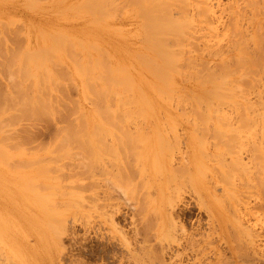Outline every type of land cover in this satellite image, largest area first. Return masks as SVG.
Returning <instances> with one entry per match:
<instances>
[{"label":"rangeland","instance_id":"rangeland-1","mask_svg":"<svg viewBox=\"0 0 264 264\" xmlns=\"http://www.w3.org/2000/svg\"><path fill=\"white\" fill-rule=\"evenodd\" d=\"M93 1L0 0V147L1 150L2 147H4V150H2L3 152L1 153L6 152V154H0V157L3 158L0 159V264H251V262L252 264H264V110L261 106L263 105L264 107V44L262 43L264 41V34L261 41L260 37H256L257 35H260L261 31L264 33V26H262L264 25V0H258L259 2L257 0H212V3L214 2L213 8L216 10L215 15L212 17L209 16L207 12L203 13L206 14V16H203V14H201L203 11L196 8V5L200 8L202 6V4L199 6V0L198 2H196L197 0H187L188 2L186 0H182L180 2L179 0H173V2L171 0H153L151 3V0H147V2L146 0H141L140 5H142L144 8L145 6L148 7L147 9L140 7L142 10H146V13L143 11L144 15L148 14L149 9L151 12V9L153 10V7L151 8V6L155 4V12H158V8L160 9H158L159 11L163 12L164 8L161 9L163 3L160 2L162 4H159V1H166L169 2L167 3L168 5H171V7H168L164 2L167 9L169 8L167 11L171 12V14L169 13L170 17L168 18L170 20H168V22L172 21L171 23H174V26L177 23V25H179L180 22H185L183 23L184 26H180L182 30H180V28L179 30L177 29L181 33L183 31L182 38H184L185 41L183 40L182 43H180L181 41L179 42V38L181 37L178 35V37L175 38L176 35H174V38L178 40V43L182 46L177 47V45H174V47L172 45L173 41L168 42L171 38H173L171 35L173 33L172 32L171 34L168 33V37H170V39L167 38L168 41L166 37L160 39L159 37H156L157 40L159 39V43L161 39H166L165 42H168H164V44H158V47L154 44V47L156 48H150L148 44L146 46L143 41H140L142 37L146 38V40H142L145 42L147 41V37L144 34L146 33L147 28L150 27V22L147 20L149 19V16L151 18L152 15L156 14L155 12H152V14L149 12L150 15L143 16L141 14L142 12L140 13V9L135 7L137 4H139L136 3L135 0L134 5L133 0H131L132 3L129 2L130 0H123V2L125 1L124 4L121 3L122 0H114L115 2L112 1L110 7H108V2H110V0H106L108 2L104 3V6H106H103L104 9H102V6H99L104 0ZM252 1L254 3L257 1L258 4H256V2L254 5L251 3ZM246 2L248 4H252V6L246 5ZM88 4L91 8L87 6ZM95 5L99 8L96 9ZM172 6L174 10H172ZM176 6L180 11L176 9ZM100 8L105 11L106 8L107 10H110L106 11V14L101 11ZM93 9L94 11L92 12ZM181 9L184 10L186 15L183 14V11L181 14ZM252 9H255L257 12ZM97 10L101 11L100 14L99 12L97 14ZM175 10L177 11L174 12ZM172 11L175 15H173ZM102 12L107 17H105ZM197 12L201 15H193L195 13L198 14ZM235 12H237V14ZM167 13L162 14L161 12H158L157 14L164 16V14ZM137 14L140 16L139 18L137 17ZM189 14L192 17H189ZM171 15L174 16L176 19L175 21L172 20ZM184 15H188L187 17L189 18L185 17V19L183 17ZM207 15L211 22L206 20L208 18ZM146 16H148V18H146ZM232 16L233 18H231ZM153 18L160 20V16L158 18V15L157 17L154 16L151 19ZM203 18H205L204 20L208 22L206 23ZM157 19L155 21L152 20L151 23L154 25L156 23H166L165 26L162 25L163 28L160 27L161 25H155L157 26L155 27L157 32L162 28L161 31L164 29L162 33L165 32L164 35L167 36L165 29H168V27H170V29H175L171 28L172 24L169 26L166 21L163 20L157 22ZM201 20H203V22ZM145 22H148L146 23L147 28H144L145 31H142L143 27H145ZM255 23L258 24L256 25ZM187 24H190L191 27ZM208 24H210V26ZM199 26L202 30L196 31V29H200ZM255 26H258V30L255 28ZM259 27H261V29ZM155 28L153 29L156 30ZM188 28H195V30L191 29V31ZM229 28H232V32L238 33V35L236 34L235 36L234 33H231ZM184 29L188 31V33L185 32ZM255 29L259 32L255 33ZM150 31L151 32L149 33L152 34V29ZM245 31L249 33L251 39ZM181 33L178 32L180 36ZM213 33L215 35H213ZM140 34H144V36ZM232 34L233 38H231ZM192 35L193 37L191 38ZM199 36L201 38H198ZM56 37L58 41L55 40ZM174 38L173 40H175ZM237 38L243 40H241L242 45H235L237 41H240ZM246 38L250 40L248 41ZM255 38L257 43L260 42L258 44L261 47L257 46L259 47V50L255 45L257 44L254 41ZM231 40L232 42L237 40L234 43V46L237 47H235L236 50L234 49V46H232V49H234L233 51L228 50L233 44ZM66 41L68 42L66 43ZM189 41H193L195 43L198 42L196 44L198 48L195 46V49H199L198 52H195V50L192 48V45H189ZM250 41L251 43H249ZM93 44H95L97 47L93 46ZM243 44L244 46L246 45L245 49H243V52L246 50V53L244 54L242 51H240L243 48ZM159 45H167L170 47L169 49H167L168 47L166 49L164 48L166 52H170L169 50L173 51L174 49L175 51L178 50L183 52V54L181 53L180 55V53L177 51L179 56L177 55L176 57L174 56L177 54L175 51L173 55L170 54V57L174 56L172 58L173 60H176L175 58H177V64H173V60L170 58L174 68L177 69V72H175V69V71H172L173 68L170 69V67L173 66L171 63H169L171 66L169 64L167 65L162 63V58H159L161 56L160 54L155 55V52L153 53V50L155 49L161 51ZM143 46L146 47L142 50L141 48H143ZM146 48L148 50H146ZM139 50L141 52L145 50L143 53L147 54V57L144 54L147 60L149 59L148 57H150V59H155L156 63L164 69L162 72H169H167V75L169 74L170 76L164 75L166 78L164 77L165 80L163 78L165 83H167L166 85H169H165L166 89L162 88L164 87L162 86L164 83L159 81L162 79L163 75L161 77V74H159L157 77L156 75L158 74H156L154 77L152 73V75L150 73L148 74L149 67L147 68L145 64L151 67L150 64L152 61L149 59L151 61L150 64L147 61L146 63H143L144 65L141 64L143 58L139 57L143 56H139V54H142L141 52L138 53ZM158 50H156V52L160 53ZM185 50L190 51L189 53L184 54ZM217 50L220 51V55L217 54ZM257 50L261 51L262 54L258 53ZM251 52L252 54L254 52L256 55H250ZM161 53H163V47ZM214 53L219 56L217 57L214 55ZM247 53L250 56H247ZM136 54L138 55L136 56ZM150 54L153 57H151ZM211 54L215 57L213 58ZM43 55L45 56L43 57ZM75 55L76 58H74ZM206 55H210L209 58ZM233 56L236 58L237 62L234 61L236 63L240 61L239 58H241V56L244 58L246 57V60L241 58L243 62L245 61L244 65L240 66L242 62H239V65L235 63L237 65L235 67V65L231 62L234 60V58L230 61V58ZM257 56H259V58H257ZM137 57L138 62L141 61L140 65L137 63ZM184 57L188 60L191 58L190 61L193 60L195 64L185 60ZM253 58L256 62L262 60L261 62H263V65L257 63L258 66L260 65L257 68V66H255L256 62L254 63L253 61L252 62L254 65H250L249 59L253 60ZM31 59L32 61H30ZM104 59L108 60L104 61ZM7 60L11 62H8ZM224 60H226V64H228V69L230 72L228 74L231 75H225V77L227 76L224 78L225 81H236V79H238V81L243 83L244 86L247 83H250V85L253 87V84L255 83L257 88H252L253 90L251 89V86H249L250 89H248L249 87L246 86V88H243L244 86L242 87L241 83L236 81L237 83L234 82L236 83L235 85L234 83L230 82H224L227 83V85L223 84L224 88L230 89L231 87H234L236 89L233 90L235 93L232 92L233 94H230L231 90H224V88L221 86V81H223V79L220 80L219 76H215L217 74H215V72H218V68H216V71L213 69L218 63V65H223ZM187 61L191 66L195 67H187L186 64L185 66L183 62L188 63ZM199 62H205L206 68L209 66V70L213 69L212 71L208 70L209 73L212 72L210 74H213V71H215L213 76L210 75L212 78L214 76L216 77L215 81L212 80L210 76L207 77L208 79L206 78L205 75L208 71H206V68H203V65H201L203 63L198 65ZM9 63H11V65ZM7 64H9V66ZM226 64L224 63V67ZM165 65L170 67H165ZM115 67L117 68L115 69ZM184 67L186 68L184 69ZM122 68L124 69V72ZM226 68L227 65L224 68V71H226ZM234 68H236V72ZM198 69H201L200 72H198ZM119 70L121 72H119ZM44 71L45 74H43ZM224 71L220 72L219 70V73L223 74L222 77H224ZM259 71L262 75H260ZM174 72L176 74H174ZM196 72L198 74H196ZM233 72L234 75L232 74ZM122 73H126L127 76L132 74L129 77L134 78V80L128 78L129 81L131 80L132 84L135 79H140L136 80L137 83L134 85L130 84L129 81V83L125 82L127 83V86L128 84L131 85L128 86L130 87V92L129 90H126V85L122 84L123 82L119 84L117 82L119 81L118 76L121 78L123 77ZM149 75L153 76L155 79L157 77L158 80L156 79V83L163 84H157L156 86V83H153L155 82V79H152V77ZM114 77H117V80ZM167 77L171 80L169 79V81H166ZM217 77L219 78L217 79ZM123 78L125 79L126 76ZM209 78L212 82L209 80ZM256 79H259V81H256ZM126 80L127 79H125V81ZM139 81L141 83H139ZM172 81L175 83V85H173ZM169 82L172 84L170 85ZM116 83L118 86H116ZM138 83L139 85L142 84L140 85L141 87H144H138ZM150 83L154 84L156 87H161V91L159 93H161L163 89L162 93L169 95L164 96L165 94H163L162 98L159 96L160 99L158 96L155 97V95L158 94V90H155L157 91L155 92L153 88L156 89V87L152 85V88ZM229 83L233 86L228 85ZM120 84L123 86L121 85L120 87ZM15 85L17 86L15 87ZM124 85L126 89L122 88ZM135 85H137L136 87L138 88H136ZM218 86H221L222 89H220ZM167 87L170 88L172 93ZM171 87L176 88L172 90ZM204 87L205 89H209L212 93L215 92L213 91L215 88L220 92H226L231 96L234 94L237 95H234V98H230L231 96L228 95V98L225 99V96L227 95L226 93V95L221 96L223 97L221 98L219 95L217 96L218 93L215 94L216 96H214L209 92V90H205V93H203ZM238 87H241V89H244L243 91L246 92L249 90V92H245L246 95H244L245 93H243V91H241ZM143 88L146 91V93L143 92L144 96L141 95L142 91H144ZM122 89L123 91L120 92ZM133 89H142V91L135 93ZM237 89H239L241 92H239V90L237 91ZM164 90L166 92L168 90L171 94L168 92L166 93ZM174 90L178 98L173 92ZM11 92H14V94ZM147 93V98L150 100L145 98ZM209 93L214 97L210 96ZM132 94L134 96H131ZM186 94L190 98L186 96ZM239 94L240 96L242 95L241 97L243 98H236L239 96ZM120 95L122 96V100ZM170 95L172 97H170ZM258 95L260 96L258 97ZM23 96L24 98H22ZM124 97L127 101L126 103L128 104L123 103V101H125ZM165 97L167 99L170 97L171 99L167 100ZM131 98H133L132 106V102L130 101ZM134 98L138 100V103L134 102L136 101ZM197 98H200V100ZM208 98L214 101V105L213 102L209 101L214 107L211 106V104L210 106L214 110L216 109L220 111H217L216 113H213L214 111L212 112L214 114V118L216 116H222L220 117L222 120L217 117L220 122L218 120L216 122V118L214 120L213 114H211L212 108L208 106ZM219 98L223 99V103L227 101L226 104L230 106H219V104L222 105L221 102L218 103ZM118 99L121 100L123 104ZM186 99L189 100L185 101ZM21 100L22 102H20ZM141 100L143 102H141ZM145 100H149L148 103L150 106L147 105L148 103L145 102ZM195 101H197L198 104ZM199 101H202L201 103H205V105L199 103ZM232 101H236L237 103H233ZM135 103L137 105L134 106ZM256 103H258L256 105H259L258 107L255 106ZM250 104L252 107H249L251 106ZM122 105L124 106L123 108ZM138 105L143 108H140L141 110H148L147 114H145V118H143L144 116L142 117L139 115H137V118V116H134V114L128 117L121 115L122 109L128 111L130 109V111H133L136 110L137 107L139 108ZM215 105L218 107L216 106V108ZM151 106H154V109ZM193 107H195L196 110ZM207 107L210 108L207 109ZM231 107L233 109H231ZM240 107L244 110H240ZM246 107H249V109L251 108L248 110L249 112L245 110ZM193 109L195 112L197 111V113L202 110L204 113L202 111L201 112L206 115L207 118L208 116L211 118L207 119L209 123L207 122L206 126L205 123H202V121L206 122V120L199 118V116H202V114L198 116L199 120L196 119L197 114H194L195 112H193ZM254 109H256L257 112H255ZM241 111L244 113L243 118H246L247 120L244 119L246 121L239 120V118L241 119L243 116L242 115L239 117ZM150 113H152L153 116H151ZM148 114L150 115V121L149 117H147ZM129 117H131V119H128ZM139 117L143 119L140 120ZM161 118L164 119L163 122ZM201 118H204V116ZM119 119H121V121H119ZM239 121H243V125L247 124V127L249 126L248 128H251L249 130L246 127L243 128L244 126L240 124L241 122L239 123ZM90 122L95 124H91ZM225 122H228L229 126L231 125V127H229ZM223 123L226 125L222 126ZM89 125L91 127L97 125L99 127L95 126L94 128H100L102 130H94L93 133V129H90L93 134H91V137L90 135L87 136L85 127ZM134 125H136L137 129H139L137 130L136 126ZM229 128H234L237 130ZM123 129H127V131L124 133L122 132ZM154 129L157 130L156 138L159 136L160 139V135H162L160 141L162 142V145L164 141L163 146L160 145L159 139V145H152L154 142H156V138H154L156 135ZM3 131H5L6 134ZM234 131L237 133L235 134L237 135V140L239 139L238 143H235V145L237 144V146H240L238 149H234L233 147L236 146L234 143L230 142L233 140L231 138L235 137L233 136ZM64 133L66 136H64ZM141 133H143V135ZM7 136L9 139L14 138L13 140L18 141V143L10 140L12 143H15V146H8L12 143L7 140ZM142 136L145 140L150 139L149 142L152 143L149 144H151V148L153 147L155 150L159 149L161 146L164 147L163 150H165L162 151L166 153L169 145L170 153H174L172 154V160L170 161L171 166L167 163L169 158L165 157L170 155L169 149L166 155H164L165 153L163 154V152L160 150L158 152H162L161 154L165 157L164 162L166 164L165 169H163V167L160 169L161 162L159 157L161 156L162 158V155H158V150L155 152L157 154L156 155L154 153L155 150L152 151L153 148L149 149L150 145L146 144L148 141H143ZM230 136L232 137L230 138ZM173 138L176 140V142L178 141V144H176ZM226 138L229 139L231 146L234 145L232 150H229L231 149L229 147H224L226 144ZM76 139H78L77 141L80 142V146L78 145V142L75 141ZM85 140L88 143L94 145V158L88 156L86 144L83 142ZM124 141L127 144H125ZM168 141L169 143H175L172 146L178 145L173 147H176L174 151L172 147L170 148L171 144H169ZM233 141L235 142V140ZM2 142L3 144H1ZM60 143L61 145L63 144L66 150L64 147H58ZM123 144L126 146H123ZM252 144H254V146ZM128 145L129 147H127ZM255 145L258 148H256ZM81 146L84 148L82 147V149ZM158 146L159 148H157ZM141 149H143V151ZM121 150L124 153L121 154ZM233 150L235 152L238 150L237 154H233ZM254 150H257L259 153ZM202 151L205 152L206 156H203L205 155L204 153L202 155ZM104 152L110 154L105 153L102 155ZM197 152L200 157H197V160L199 162L201 160V162H197L199 163L197 167L193 165V169L189 171L187 170V172L190 174V178H193V182L191 180L189 181L190 178H187V175H185L187 172L182 171L181 167L184 169L182 161L186 162V157L187 159L189 157L192 158L191 154L193 153H195L193 157H196ZM231 152L232 154H229ZM146 153L148 154L146 155ZM126 154L129 155L127 156ZM153 154L155 155V160ZM218 154L220 155L221 159L219 158ZM181 155H183L185 160ZM237 155L245 164V166L242 168H245L248 172L246 170L239 171L236 168L233 169L234 166L232 167V165H230L233 163V156ZM258 155H261V157L259 158ZM151 156L152 158H149ZM156 156L158 157L157 159ZM152 159L154 164L152 163ZM221 160L223 162H221ZM227 161L230 162L228 163ZM73 164L74 166H72ZM124 165L127 167V169ZM153 165L155 166L153 167ZM221 165H224L225 167H222ZM229 165L232 167L230 169H233V172L229 171ZM255 165L260 168L259 171ZM156 166L158 168H156ZM173 166L178 168V170L172 168ZM91 167L94 169L89 171V169H92ZM134 167L136 171L133 170ZM158 169L160 170L158 171ZM171 169H174L176 174ZM176 170H180V172H177ZM184 170L186 171V169ZM224 170L232 174V176L227 172L226 175H224ZM171 171L174 173L172 172L173 174H171ZM183 172L185 173L184 175H182ZM199 172H202V174ZM85 173H87V175ZM173 175L177 177L175 178ZM228 176L231 178L229 179ZM77 178L79 179L77 180ZM256 178L259 179L262 187H258L259 183L257 182L259 181L255 180ZM221 180L224 183H221ZM254 180L257 183L256 185ZM142 181H144V183ZM139 183H143L142 186ZM236 195H238V197ZM171 196H174L175 198L172 199ZM231 196L236 201L233 198L231 199ZM234 206L237 207V213L243 215L240 217V224H238V221H235L236 218L231 217V214L235 213ZM227 209L228 212L231 213H228ZM168 214L171 218L168 216ZM233 216L236 217V214H233ZM168 224L171 227H169ZM177 226L179 228H177ZM247 227L251 229V231L249 230L250 232L245 230ZM165 228L170 231L171 229H174V232H170L171 234H174L172 235V237L174 236V240H171V237H169L171 242L169 241L168 237L166 238L165 234L163 235V233H166L164 231L166 230ZM249 234L254 237L251 236L252 238L250 239ZM234 237L237 238L235 239ZM190 243H192V245Z\"/></svg>","mask_w":264,"mask_h":264},{"label":"bare ground","instance_id":"bare-ground-1","mask_svg":"<svg viewBox=\"0 0 264 264\" xmlns=\"http://www.w3.org/2000/svg\"><path fill=\"white\" fill-rule=\"evenodd\" d=\"M90 1H91V0H90ZM92 1H93V0H92ZM97 1H98V0H97ZM105 1H106V0H104L103 2L100 1V2H102V4H100V5L98 4V5L103 7V6H104V3H107V2H108V1H106V2H105ZM112 1H114V0H110V2H108V7L111 6ZM135 1H136V3H139V4H137L138 7H137V6H135V7H136L137 9H138V8L140 9V13L142 12L141 14H142L143 16H145V15H150V13L152 14V12H155V10H156V9H154V8H155V5H156V4H155V5L151 6V8L153 7V10H154V11L151 9V12H150V9H149L148 14H145V15H144L143 11H145V13H146V10H142V9L140 8V7H142V5H140V4H141V0H139V1L135 0ZM135 1L133 0V2H134L133 5L135 4ZM152 1H153V0H151L150 3H151ZM171 1L173 2V0H171ZM176 1H177V0H176ZM180 1H182V0H179V2H180ZM186 1H187V0H186ZM195 1H196V0H195ZM257 1H258V0H257ZM257 1H255V3H256ZM93 2H94V1H93ZM93 2H92V3H93ZM100 2H99V3H100ZM114 2H115V1H114ZM124 2H125V1H124ZM124 2H123V0L121 1V3H123V4H124ZM127 2H128V1H127ZM129 2H131V0H130ZM146 2H147V0H146ZM160 2L163 3V6H162L161 9H163V8H164V9H163V12H162V11H159V10H160L159 8H158L159 10L157 9V11H158L159 13L161 12L162 14H163V13H167V12H168V13H167V14H164V16H163V15H161V14H157L158 12H157V13L155 12V13L158 15V18H159V16H160V20L156 18V19H157V22H159V21H163V20H164V21H166V22L169 24V26H170V24H172V23H171L172 21H169V22H170V23H169L168 20H170V19H169L168 17H170L169 15L171 14V12L167 11L169 8L167 9V7H166L165 4H164V2H165L166 4L169 3V2H166V1H159V4H162V3H160ZM172 2H171V3H172ZM187 2H188V1H187ZM196 2H198V0H197ZM200 2H201V3H200ZM258 2H259V1H258ZM258 2H257L256 4H258ZM261 2H262V1H261ZM5 3H6V2H5ZM29 3H30V2H29ZM92 3H91V4H92ZM109 3H110V4H109ZM131 3H132V2H131ZM131 3H130V4H131ZM156 3H157V2H156ZM183 3H184V2H183ZM213 3H214V2H213ZM213 3H212V0H202V1L199 0V6H200V4H202V6H201V8H200V7H198V6L196 5V8H198V9L201 10V11H203L201 14L207 12L208 15L212 17V16H214L215 13H216V12H215L216 10H214V8H213ZM244 3H245V2H244ZM246 3H247V2H246ZM251 3H253V4L255 5V3H254L253 1H252ZM262 3H263V2H262ZM95 4H96V3H95ZM114 4H115V3H114ZM114 4H113V5H114ZM172 4H173V3H172ZM184 4H186V3H184ZM189 4H190V3H189ZM75 5H76V4H75ZM105 5H106V4H105ZM192 5H193V4H192ZM246 5H251V6H252V4H248V3H247ZM254 5H253V6H254ZM87 6L90 7L89 4H88ZM122 6H124V5H122ZM143 6H144V5H143ZM149 6H150V5H149ZM164 6H165L166 8H165ZM167 6H168V7H171V5H168V4H167ZM189 6H190V5H189ZM233 6H234V5H233ZM257 6H258V5H257ZM27 7H28V6H27ZM80 7H81V6H80ZM95 7H96V9L99 8V7L96 6V5H95ZM104 7H106V6H104ZM104 7H103L102 9H104ZM158 7H161V6H158ZM228 7H229V6H228ZM228 7H227V8H228ZM234 7H235V6H234ZM90 8H91V7H90ZM93 8H94V7H93ZM113 8H114V7H113ZM142 8H144V7H142ZM147 8H148V7L145 6L144 9H147ZM156 8H157V7H156ZM227 8H226V9H227ZM261 8H262V7H261ZM263 8H264V6H263ZM263 8H262V9H263ZM102 9L100 8V10L103 11L104 13H106V14H107L106 11H109V10H110V9L107 10V8H106V11H105V10H102ZM165 9H166V12H165ZM176 9H178L177 6H176ZM182 9H183V8H182ZM182 9H181V14L184 12V10H182ZM229 9H230V7H229ZM258 9H259V8H258ZM70 10H71V9H70ZM89 10H90V9H89ZM89 10H88V11H89ZM100 10H97V14H98V12H99V14H100V12H101ZM111 10H112V9H111ZM172 10H174V9H173V6H172ZM252 10H255V9H252ZM93 11H94V9L92 10V12H93ZM95 11H96V10H95ZM176 11H177V10H175L174 12H176ZM178 11H180V10L178 9ZM182 11H183V12H182ZM191 11H192V10H191ZM191 11H190V12H191ZM249 11H250V10H249ZM255 11H256V10H255ZM258 11H259V10H258ZM90 12H91V11H90ZM92 12H91V13H92ZM103 12H102V13H103ZM137 12H138V11H137ZM149 12H150V13H149ZM172 12H173V11H172ZM174 12H173V15H175ZM195 12H196V11H195ZM256 12H257V11H256ZM95 13H96V12H95ZM104 13H103V14H104ZM169 13H170V14H169ZM197 13H198V12H197ZM223 13H224V12H223ZM235 13L237 14V12H235ZM247 13H248V12H247ZM262 13H263V12H262ZM138 14H139V12H138ZM138 14H137V17L139 18L140 16H138ZM141 14H140V15H141ZM156 14L152 15V17H154V16L157 17ZM181 14H179V15H181ZM183 14H185V12H184ZM201 14H199V13L196 14V13H195V14H193V15L197 16V15H201ZM228 14H229V13H228ZM249 14H250V12H249ZM252 14H253V13H252ZM259 14H260V13H259ZM101 15H102V14H101ZM101 15H100V16H101ZM104 15H105V14H104ZM104 15H103V16H104ZM166 15H167V16H166ZM173 15H171V18H172V20L175 21L176 19L174 18ZM176 15H177V13H176ZM185 15H186V14H185ZM185 15L183 16L184 18L188 16V15H187V16H185ZM204 15L206 16V14H203V16H204ZM208 15H207V17H208ZM181 16H182V15H181ZM190 16H191V15L189 14V17H190ZM195 16H194V17H195ZM216 16H217V15H216ZM248 16H249V15H248ZM262 16H263V15H262ZM98 17H99V16H98ZM101 17H102V16H101ZM105 17H107V16L105 15ZM152 17H151V18H152ZM178 17H179V16H178ZM178 17H177V18H178ZM189 17H187V18H189ZM191 17H192V16H191ZM207 17H205V18H207ZM241 17H242V16H241ZM253 17H254V16H253ZM146 18H148V16H146ZM146 18H145V21H146ZM151 18H150V16H149V19L147 20L148 22H150V23H149V26H150V27L147 28L146 23H148V22H145V27H143V30H142V29H141V30H142V31H145L144 28H147V30H148V29H150V30L152 29V32H153L152 34H154V32H155V34H154L155 37H154V35H152L151 33H149V32H151L150 30H148V33H147V30H146V33H144V32H143V33H144L145 36L147 37V41L145 42L144 40H146V38L142 37V39H144V40L141 39V40H140L141 42L143 41V43H145L146 46H147V44H148L150 48H151V47H154V44L158 47V44H164V42H165V40H166L167 38L170 39V37H168V33L171 34L172 32H173V33L175 32L174 34L172 33L171 35L173 36V38H174V35H176L175 38L178 37V35H179V37H181V38H179V42L181 41L180 43H182V41L184 40V38H182V37H183V34H182L183 31H182V33H181V32L178 31V30H179V28H180V30H182L180 26H181V25L184 26L183 23H185V22H184L183 20H182L183 22H180L181 24L179 23V25H177V24H178V23H177V24H176L177 26H176V25L174 26V23L171 25V28H175V29H170V27H168V29H165L166 32H167V36H165V35H164L165 32L162 33L164 29H163L162 31H161V29L163 28L162 25L165 26L166 23H164V24H163V23H160V24H159V23H156L155 25L158 24V26L161 25L160 27H162V28L159 29L158 32H157V29L155 28V27H157V26H155L153 23H151L152 20L155 21L156 19H154V18L151 19ZM161 18H162V19H161ZM163 18H165V19H163ZM166 18H167V19H166ZM179 18H180V17H179ZM205 18H203V20H204ZM231 18H233V16H232ZM251 18H252V17H251ZM262 18H263V17H262ZM100 19H102V18H100ZM142 19H143V18H142ZM185 19H186V18H185ZM195 19H196V18H195ZM229 19H230V18H229ZM240 19H242V18H240ZM248 19H249V18H248ZM254 19H255V17H254ZM93 20H94V19H93ZM190 20L192 21L191 18H190ZM203 20H201V21L203 22ZM206 20L210 21L209 17H208ZM95 21H96V20H95ZM204 21H205V20H204ZM208 21H207V22H208ZM252 21H253V19H252ZM260 21H261V20H260ZM12 22H13V21H12ZM198 22H200V21H198ZM205 22H206V21H205ZM207 22H206V23H207ZM210 22H211V21H210ZM210 22H209V23H210ZM257 22H258V21H257ZM152 24H153V25H152ZM210 24H211V23H210ZM210 24H208V25L210 26ZM255 24L257 25L258 23H255ZM141 25H142V24H141ZM185 25H186V24H185ZM187 25L191 27L190 24H187ZM5 26H6V25H5ZM173 26H174V27H173ZM178 26H179V27H178ZM188 26H187V27H188ZM229 26H230V25H229ZM262 26H264V25H262ZM262 26H261V27H262ZM185 27H186V26H185ZM185 27H184V28H185ZM192 27H193V26H192ZM224 27H225V26H224ZM230 27H232V26H230ZM261 27H259V28L261 29ZM153 28H155L156 30H154ZM164 28H165V27H164ZM182 28H183V27H182ZM199 28H200V29H196V31H197V30H202L200 26H199ZM247 28H248V27H247ZM255 28H257V30H258V26H257V27L255 26ZM0 29H1V28H0ZM26 29H27V27H26ZM177 29H178V30H177ZM188 29H190V28H188ZM191 29H194V30H195V28H191ZM191 29H190V30H191ZM205 29H207V28H205ZM212 29H213V28H212ZM223 29H224V28H223ZM260 29H259V30H260ZM3 30H4V29H3ZM172 30H173V31H172ZM175 30H176V31H175ZM230 30H231V31H230ZM263 30H264V29H263ZM54 31H55V30H54ZM159 31H160V32H159ZM184 31L188 33V31H186L185 29H184ZM191 31H192V30H191ZM210 31H211V30H210ZM229 31H230L231 33H234V32H232V31H233L232 28H231V29L229 28ZM254 31H256V29H255ZM176 32H177V33H176ZM178 32L181 33V36H180V34H178ZM185 32H184V35H185ZM193 32H194V31H193ZM193 32H192V33H193ZM208 32H209V29H208ZM216 32H217V30H216ZM237 32H238V30H237ZM245 32H247V31H245ZM257 32H259V31H256L255 33H257ZM262 32H263V31H261V33H262ZM9 33H11V32H9ZM14 33H15V32H14ZM195 33H196V32H195ZM239 33H240V32H239ZM261 33H260L259 36H258V35H257V36L255 35L256 37H260V41H261L262 36H263V34H264V33H262V34H261ZM144 34H140V35H143V36H144ZM147 34H148V35H147ZM156 34H158V35H156ZM162 34H163V35H162ZM189 34H190V33H189ZM236 34L238 35V33H234L235 36H236ZM246 34L249 35L248 32H247ZM140 35H139V36H140ZM151 35H152V36H151ZM160 35H161V37H160ZM187 35H188V34H187ZM190 35H191V34H190ZM213 35H215V34L213 33ZM219 35H220V34H219ZM219 35H218V36H219ZM230 35H231V34H230ZM136 36H137V35H136ZM202 36H203V34H202ZM205 36H207V35H205ZM156 37H159V39H160V38H165V37H166V39H165V40H162V39H161V40H160V43H159V41H158L159 39L157 40ZM188 37H189V35H188ZM192 37H193V35L191 36V38H192ZM194 37H195V36H194ZM213 37H214V36H213ZM51 38L54 39L53 37H51ZM75 38H76V37H75ZM75 38H74V39H75ZM154 38H155V39H154ZM173 38H171L172 40L170 39L169 41H168V39H167V41H168V42L173 41V44H172L173 46H174V45H177V47L182 46V45H180V44L178 43V40H176V39L174 38V39L176 40V41H175V40H173ZM198 38H201V37L199 36ZM198 38H197V39H198ZM203 38H204V36H203ZM208 38H209V37H208ZM231 38H233V34H232ZM231 38H230V39H231ZM242 38H243V37H242ZM249 38L251 39L250 35H249ZM58 39H60V38H58ZM62 39H63V38H62ZM62 39H61V41H62ZM181 39H182V40H181ZM187 39H188V38H187ZM237 39L240 40V38H237ZM247 39H248V38H246V40H247ZM250 39H248V41H249ZM55 40H57V37H56ZM77 40H78V39H77ZM155 40H157L158 42L155 41ZM194 40H196V39H194ZM241 40H242V39H241ZM241 40H240V41H237V40H236V41L239 42V43H237L236 41H233V42H232V40H231V42H232L233 44L231 45V47H230L228 50H230V51H233L234 49L236 50V48H237L236 46H237V45H238V46H240L239 44L242 45ZM57 41H58V40H57ZM162 41H163V42H162ZM167 41H166V42H167ZM184 41H185V40H184ZM222 41H223V40H222ZM242 41H243V40H242ZM244 41H245V40H244ZM248 41H247V42H248ZM254 41H255V43H257V42H256V38H255ZM257 41H258V40H257ZM262 41H263V40H262ZM67 42H68V41H66V43H67ZM78 42H79V41H78ZM141 42H140V43H141ZM155 42H156L157 44H156ZM161 42H162V43H161ZM166 42H165V43H166ZM168 42H167V43H168ZM174 42H175V43H174ZM191 42H192V44H191ZM225 42H226V40H225ZM235 42H236V43H235ZM240 42H241V43H240ZM54 43H55V42H54ZM76 43H77V42H76ZM143 43H142V44H143ZM197 43H198V42H197ZM197 43H195V42H193V41H189V45H192V48L195 50V52H196V51H197V52L199 51V49H195L196 47L198 48V46H196ZM201 43H202V41H201ZM203 43H204V42H203ZM234 43H235L236 46H234ZM243 43H244V42H243ZM249 43H251V41H250ZM258 43H260V42H258ZM258 43L255 44L256 47H257V46H260ZM262 43L264 44V41H263ZM262 43H261V45H262ZM55 44H56V43H55ZM55 44H54V45H55ZM70 44H71V43H70ZM91 44H92V43H91ZM194 44H195V45H194ZM224 44H225V43H224ZM245 44H246V43H245ZM178 45H179V46H178ZM185 45H186V44H185ZM187 45H188V44H187ZM204 45H205V44H204ZM213 45H214V44H213ZM71 46H72V45H71ZM79 46H80V45H79ZM93 46H96V45L93 44ZM146 46H143V48H141V49L143 50ZM159 46H160V48H161V51H162V47H163V53H161V51L158 50V49H155V50L152 49V50H153V53L155 52V55H158V54L161 55V56L159 55V56H160L159 58H162L161 61H162V63H164V64H167V65H168L169 63L172 64V60H173L172 58H173L174 56H175V57H176L177 55L179 56V53H180V55H181V53L183 54V52L178 51V50L175 51V49H174L173 51L169 50V51L172 52V53H170V52H168V51L166 52V51L164 50V48L166 49V48L168 47L167 45H166V46H164V45H163V46H162V45H159ZM195 46H196V47H195ZM205 46H206V45H205ZM220 46H221V45H220ZM232 46H234V49H232ZM247 46H248V45H247ZM96 47H97V46H96ZM121 47H122V46H121ZM141 47H142V45H141ZM149 47H148V48H149ZM174 47H175V46H174ZM218 47H219V46H218ZM226 47H228V46H226ZM235 47H236V48H235ZM242 47H243V48H242ZM242 47H241L242 50H240V51L243 52V49H245L246 45L244 46V44H243ZM250 47H251V46H250ZM260 47H261V46H260ZM57 48H58V46H57ZM154 48H156V47H154ZM169 48H170V47H168L167 49H169ZM171 48H172V47H171ZM190 48H191V47H190ZM221 48H222V47H221ZM241 48H240V49H241ZM251 48H252V47H251ZM257 48H258V50H259V47H257ZM257 48H255V49H257ZM52 49H53V48H52ZM54 49H55V48H54ZM89 49H90V48H89ZM141 49H140V50H141ZM179 49H180V48H179ZM193 49H192V50H193ZM224 49H225V47H224ZM224 49H223V51H224ZM246 49H247V48H246ZM140 50H139V52H138V51H137V52L140 53V52H141ZM146 50H148V49L146 48ZM150 50H151V49H150ZM156 50H158V52L160 51V53H157ZM238 50H239V49H238ZM258 50H257V52L260 53V54H262L261 51H258ZM261 50H263V49H261ZM14 51H15V50H14ZM51 51H53V50H51ZM174 51H175V53H177V51H178L179 53H177V54L174 55L173 57H170V56H171L170 54L173 55ZM185 51H186V50H185ZM185 51H184V54H185V53H189L190 50H189V51L187 50L186 52H185ZM210 51H211V50H210ZM217 51H218V50H217ZM230 51H229V52H230ZM252 51H253V49H252ZM30 52H31V51H30ZM98 52H99V51H98ZM118 52H119V51H118ZM143 52H145V50H144ZM143 52H141L142 54H139V56H143V57H139V56H138V57H139V58H143V60H145V58L147 57V56H146L147 54H145V53H143ZM207 52H208V51H207ZM213 52H214V51H213ZM215 52H216V51H215ZM225 52L228 53L227 51H225ZM249 52H250V51H249ZM262 52H263V51H262ZM9 53H10V52H9ZM12 53H13V52H12ZM56 53H57V52H56ZM79 53H80V52H79ZM208 53H209V52H208ZM211 53H212V52H211ZM219 53H220V51L217 52V54H219ZM223 53H224V52H223ZM223 53H222V54H223ZM226 53H225V54H226ZM244 53H246V50L243 52V54H244ZM39 54H40V53H39ZM99 54H100V53H99ZM120 54H121V53H120ZM144 54H145L146 57L144 56ZM212 54H213V53H212ZM212 54H211V55H212ZM220 54H221V53H220ZM220 54H219V55H220ZM237 54H239V53H237ZM253 54H254V52H253ZM253 54H252V52L250 53V55H253ZM104 55H105V54H104ZM137 55H138V54H136V56H137ZM150 55H151V54H150ZM214 55H216V54L214 53ZM214 55H212L213 58L215 57ZM219 55H218V56H219ZM248 55H249V54L247 53V56H248ZM250 55H249V56H250ZM254 55H256V54H254ZM254 55H253V56H254ZM36 56H37V55H36ZM38 56H39V55H38ZM44 56H45V55H43V57H44ZM79 56H80V55H79ZM102 56H103V55H102ZM200 56H201V53H200ZM206 56H208V55H206ZM209 56H210V55H209ZM209 56H208V58H209ZM216 56H217V55H216ZM218 56H217V57H218ZM27 57H28V56H27ZM43 57H42V59H43ZM70 57H71V56H70ZM72 57H73V56H72ZM86 57H87V56H86ZM138 57H137L136 60H137V63L140 65V62H141V61L138 62ZM151 57H153V56L151 55ZM194 57H195V56H194ZM194 57H193V58H194ZM239 57H240V55H239ZM261 57H262V56H261ZM37 58H38V57H37ZM67 58H68V57H67ZM74 58H76V55H75ZM74 58H73V59H74ZM148 58L150 59V57H148ZM157 58H158V56H157ZM159 58H158V59H159ZM170 58H171L172 60H170ZM188 58H189V57H188ZM233 58H234V56H233L232 58H230V61H231V59L233 60ZM241 58L246 60V57L244 58L243 56H241ZM241 58H239V60H240L239 62H242L243 64L241 63V64H242V65H241L239 62H238V63L240 64V66H243L245 61L243 62V60H242ZM255 58H256V57H255ZM257 58H259V56H257ZM27 59H28V58H27ZM27 59H26V60H27ZM149 59L147 60V58H146L145 61H143V60L141 59V60H142L141 64L144 65L143 63H146V61L149 62V64H150V62L152 61L151 64H150L151 67H150L149 65L145 64L147 68L149 67V68H148V71H149V72H148V71H147V72H148V74H149V73H150V74L152 73V74L154 75V77H155L156 74H158V75H156L157 77L159 76V74H161V75H160L161 77H162V75H163L162 79L160 78L161 80H159V81L163 82L164 85H162L163 83H161V84L156 83V81L158 80L157 77H156V79H157V80H156L155 78H153V76H151L152 74L149 75V76H151L152 79H155V82H153V83H156V86H157V84H159V85L164 86V87H162L163 89H166V86H169V85H166L167 83H165V81H164L165 78H166V76H164V75H167V72H168V71H167L166 73H165V72H162L164 69L161 68V67L156 63V60H155V59H150V60H151V61H150ZM175 59L177 60V58H175ZM178 59H179V58H178ZM184 59H185V57H184ZM184 59H182V60H184ZM190 59H191V58H190ZM190 59L188 60V59L186 58L185 60L190 61ZM196 59H197V58H196ZM251 59H252V58H251ZM251 59H249V61H250V65H254L253 62L255 63L256 61H255L254 58H253V60H251ZM8 60H9V59H8ZM8 60H7V61H8ZM79 60H80V59H79ZM96 60H97V59H96ZM99 60H100V59H99ZM105 60H108V59H104V61H105ZM176 60H173V64H177ZM194 60H195V59H194ZM241 60H242V61H241ZM247 60H248V58H247ZM27 61H28V60H27ZM30 61H32V59H31ZM94 61H95V60H94ZM170 61H171V62H170ZM174 61H175V63H174ZM188 61H187V62H188ZM198 61H199V59H198ZM203 61H204V60H203ZM224 61H225V62H224ZM224 61H223V65H221V64L218 65L219 63L217 62V63H218L217 66H216L215 68H213L215 71H216V68H218V72H217V71H216V72L213 71V74H214V72H215V74L217 73L215 76H219V77H220V80L223 79V81H221V84H222V85L220 84L222 87L224 86L223 84H226V85H227V83H224V82L234 83V82L238 81V79H236V81H235V80H229V81H225V80H224V78L227 77V76L225 77V75H228V76L230 75V74H228V73H230V72H229V69H228V64H226V60H224ZM230 61H229V62H230ZM234 61H236V58H234V60L231 61L232 64H234L235 67H236V66H237L236 64H238V63H236L237 61H236V62H234ZM252 61H253V62H252ZM261 61H262V60H260L259 62H261ZM8 62H11V61H8ZM25 62H26V61H25ZM190 62H193V60L190 61ZM206 62H207V61H206ZM246 62H248V61H246ZM259 62L257 61L256 64L258 63V64H260V65H263V64H262L263 62H261V63H259ZM26 63H27V62H26ZM96 63H98V62H96ZM108 63H109V62H108ZM152 63H153V64H152ZM183 63H184V65L186 64L187 67H188V66H191L189 62H188L189 64H188V63H185V62H183ZM193 63H194V62H193ZM201 63H203V62H199L198 65L201 64ZM224 63L227 65V68H226L227 73H226V71H224V70H225L224 68L226 67V65H225V67H224ZM227 63H228V61H227ZM235 63H236V64H235ZM251 63H252V64H251ZM9 64L11 65V63H9ZM9 64H7V65L9 66ZM24 64H25V63H24ZM24 64H23V65H24ZM89 64H90V63H89ZM171 64H169V65L171 66ZM173 64H172V65H173ZM191 64H192V63H191ZM194 64H195V63H194ZM205 64H206L205 62H204L203 64H201V65H203V68H206ZM232 64H231V65H232ZM239 64H238V65H239ZM245 64H246V63H245ZM256 64H255V66H257V68H258L260 65L258 66V64H257V65H256ZM95 65H96V64H95ZM107 65H108V64H107ZM152 65H153V66H152ZM160 65H161V63H160ZM167 65H165V67H170V66H167ZM178 65H179V63H178ZM186 65H185V66H186ZM201 65H200V68H201ZM105 66H106V65H105ZM136 66H137V65H136ZM161 66H162V65H161ZM219 66H220V67H219ZM232 66H233V65H232ZM248 66H249V63H248ZM86 67H87V66H86ZM101 67H102V66H101ZM141 67H142V66H141ZM146 67H145V68H146ZM175 67H176V65H175ZM194 67H195V66H194ZM194 67L191 66V68H194ZM208 67H209V66H207L206 71L209 70ZM213 67H214V66H213ZM222 67H223V69H222ZM103 68H104V67H103ZM116 68H117V67H115V69H116ZM143 68H144V66H143ZM147 68H146V69H147ZM172 68H173V69H172ZM185 68H186V67H184V69H185ZM211 68H212V66H211ZM244 68H245V67H244ZM85 69H86V68H85ZM139 69H140V68H139ZM170 69H172V71H175V70H176L175 72H177V69L174 68V65L171 66ZM174 69H175V70H174ZM178 69H179V68H178ZM196 69H197V68H196ZM213 69H212V70H213ZM221 69H222V70H221ZM255 69H256V68H255ZM83 70H84V69H83ZM92 70H93V69H92ZM100 70H101V69H100ZM110 70H111V69H110ZM122 70H123V72H124V69H123V68H122ZM166 70H167V69H166ZM188 70H189V69H188ZM198 70H199L198 72H200L201 69H198ZM210 70H211V69H210ZM210 70H209V71H210ZM212 70H211V71H212ZM219 70H220V72H221V71H224V72H223V73H225V74H224V77H222V76H223L222 73H219ZM234 70H235V72L237 71L236 68H234ZM244 70H245V69H244ZM244 70H243V71H244ZM253 70H254V69H253ZM259 70H260V69H259ZM6 71H8V70H6ZM169 71H170V70H169ZM206 71H205V74H206ZM209 71L207 72L208 75H207V74H206V75L204 74V75L206 76V78L209 77L210 75L213 76V74H210V73H212V72L209 73ZM230 71H231V70H230ZM260 71H261V70H260ZM260 71H259V72H260ZM8 72H9V71H8ZM10 72H11V71H10ZM119 72H121V71L119 70ZM119 72H118V73H119ZM160 72H162L163 74L160 73ZM175 72H174V74H176ZM261 72H262V71H261ZM261 72H260V75H262ZM90 73H91V72H90ZM92 73H93V72H92ZM132 73H133V72H132ZM168 73H169V72H168ZM178 73H179V72H178ZM218 73H219L220 75H219ZM252 73H253V72H252ZM43 74H45V71H44ZM111 74H112V73H111ZM138 74H139V73H138ZM193 74H194V73H193ZM196 74H198V73L196 72ZM200 74H201V73H200ZM232 74L234 75V72H233ZM84 75H85V74H84ZM115 75H117V74H115ZM122 75H123V77L126 76L125 79H127V80L125 81V79H124L123 77L121 78L120 76H118V77H119V78H118L119 81H117V82H118V84L123 82L122 84H125L127 89L125 88V85H124V87H122V88H123V89H126V90H129V92H130L131 90H130V87H128V86H129L130 84H132V83H131V80H132V79L134 80V78L129 77V76L132 75V74H129V75L127 76L126 73H122ZM168 75H169V74H168ZM168 75H167V76H168ZM38 76H39V75H38ZM169 76H170V75H169ZM188 76H189V75H188ZM212 76H210V77L212 78ZM215 76L212 78V80H214V81L216 80V77H215ZM230 76H231V75H230ZM255 76H256V75H255ZM13 77H14V75H13ZM19 77H20V74H19ZM135 77H137V76H135ZM164 77H165V78H164ZM173 77H174V76H173ZM197 77H198V76H197ZM219 77H217V79H218ZM258 77H259V76H258ZM23 78H24V77H23ZM70 78H71V76H70ZM114 78H115V77H114ZM116 78H117V77H116ZM116 78H115V79H116ZM120 78H121L123 81H122ZM128 78H130L131 80L129 81ZM163 78H164V80H163ZM203 78H205V77H203ZM230 78H231V77H230ZM85 79H86V78H85ZM150 79H151V78H150ZM167 79H168V77H167ZM167 79H166V81H169L170 78H169L168 80H167ZM207 79H208V78H207ZM207 79H206V80H207ZM9 80H10V79H9ZM20 80H21V79H20ZM116 80H117V79H116ZM136 80H140V79H135V81H133V84H132V85H134V84L137 83ZM170 80H171V79H170ZM173 80H174V79H173ZM209 80H210V78H209ZM209 80H208V81H209ZM239 80H240V79H239ZM251 80H255V79H251ZM257 80L259 81V79H256V81H257ZM100 81H101V80H100ZM128 81L130 82V84H128V86H127V83H129ZM151 81H152V80H151ZM151 81H150V82H151ZM201 81H202V80H201ZM208 81H207V82H208ZM210 81H211V80H210ZM125 82H127V83H125ZM145 82H146V80H145ZM170 82H171V81H170ZM170 82H169V84H170ZM211 82H212V81H211ZM239 82H240V81H238V83H239ZM248 82H249V81H248ZM139 83H141V82L139 81ZM139 83H138V87H139L140 85H142V84L139 85ZM151 83H152V82H151ZM151 83H150V85H151V87H152V85H154V84H151ZM172 83H173V85H175V83H174L173 81H172ZM172 83H171V84H172ZM230 83H229L228 85H230ZM236 83H237V82H236ZM236 83H234V85H235ZM240 83H241V82H240ZM253 83H254V81H253ZM258 83H259V82H258ZM258 83H257V84H258ZM11 84H12V83H11ZM35 84H36V83H35ZM37 84H38V83H37ZM40 84H41V83H40ZM116 84H117V83H116ZM118 84H117L116 86H118ZM122 84H120V87H121ZM171 84H170V85H171ZM209 84H210V82H209ZM248 84H249V85H248ZM148 85H149V83H148ZM165 85H166V86H165ZM241 85H242V87L244 86L243 83H241ZM247 85H248V86H247ZM254 85H255V83L253 84V87H252V86L250 85V83H247L245 86H246V87L251 86V89H252V88H255V87H256V85H255V86H254ZM16 86H17V85H15V87H16ZM122 86H123V85H122ZM130 86H131V85H130ZM136 86H137V85H135V87H136ZM156 86L154 85V87H156ZM221 86H220V87L218 86V87H219L220 89H222ZM230 86H233V85L231 84ZM245 86H244L243 88H246ZM138 87H136V88H138ZM142 87H144V86H142ZM142 87L140 86V88H142ZM215 87H216V86H215ZM118 88H119V87H118ZM131 88H132V87H131ZM140 88H139V89H140ZM152 88H153V87H152ZM157 88H159V86L156 87V89L153 88L154 91H155V90H158V92L155 91V92L158 93V94L155 95V97H156V96H158V97L160 96V97L162 98V95L165 94V93H162V92H163V89H162V92L159 93V92L161 91V89H160L161 87H160L159 89H157ZM167 88H169V87H167ZM171 88H172V87H171ZM174 88H176V87H174ZM174 88H172V90H173ZM177 88H178V87H177ZM223 88H224V87H223ZM232 88H233V89H232ZM238 88H240L241 91L244 90V89H241V87H238ZM256 88H257V87H256ZM123 89L120 90V92L123 91ZM134 89H135V88H134ZM134 89H133V90H134ZM139 89H138V90L136 89L137 91L134 90V92H135V93H136V92L138 93L139 91L141 92L142 89H141V90H139ZM178 89H179V88H178ZM182 89H183V88H182ZM212 89H213V88H212ZM225 89H227V90H229V91L231 90V91H230V94L235 93L233 90H236L234 87H231L230 89H228V88H224V90H225ZM248 89H250V87H249ZM143 90H144V91H142V94H141V95H143V92L146 93V91H145L144 88H143ZM151 90H152V89H151ZM168 90L172 93V91L170 90V88H169ZM168 90H167V92L170 93ZM175 90H176V89H175ZM175 90L173 91L174 93H175ZM203 90H204L203 93H205V90L208 91L209 89H205V87H204ZM216 90H217V89H215V88L213 89V91H215V92H216ZM227 90H226V91H227ZM238 90H239V89H237V91H238ZM240 90H239V92H241ZM252 90H253V89H252ZM252 90H251V91H252ZM254 90H255V89H254ZM10 91H11V90H10ZM164 91H165V90H164ZM207 91H206V92H207ZM211 91H212V90H211ZM218 91H219V90H217L216 93H215V92L212 93V92H210V90H209V92L212 93L214 96H216L215 94H217V93H218L217 96L219 95V97H221V96H223V95L225 96V95L227 94L226 92H220V91L218 92ZM255 91H256V90H255ZM255 91H254V94H255ZM129 92H128V93H129ZM165 92H166V91H165ZM167 92H166V93H167ZM176 92H177V91H176ZM232 92H233V93H232ZM245 92H246V91H243V93H245ZM248 92H249V90H247L246 93H248ZM256 92H257V91H256ZM11 93H12V92H11ZM23 93H24V92H23ZM131 93H133V92H131ZM171 93H170V94H171ZM210 93H209V95H210ZM219 93H220V94L222 93V94L220 95ZM225 93H226V94H225ZM246 93H245L244 95H246ZM5 94H6V93H5ZM5 94H3V95H5ZM7 94H8V93H7ZM12 94H14V92H13ZM16 94H17V93H16ZM115 94H116V93H115ZM117 94H118V92H117ZM139 94H140V93H139ZM160 94H161V95H160ZM175 94H176V93H175ZM182 94H184V93H182ZM190 94H191V93H190ZM212 94H211L210 96H213ZM230 94H227V95L225 96V97H226L225 99L228 98V97H227L228 95L231 96ZM241 94H242V93H241ZM28 95H29V94H28ZM118 95H119V94H118ZM121 95H122V94H121ZM121 95H120V96H121ZM141 95H140V96H141ZM145 95H146V94H145ZM167 95H169V94H165L164 96H167ZM184 95H185V94H184ZM205 95H206V94H205ZM234 95H237V94H234ZM234 95H232L230 98H232V97L234 98ZM122 96H123V95H122ZM122 96L120 97L121 100H122ZM126 96H127V95H126ZM131 96H134V95L132 94ZM143 96H144V95H143ZM147 96H148V93H147V95L145 96V98H146V99H149V98H147ZM186 96H188V95L186 94ZM201 96H202V94H201ZM214 96H213V97H214ZM241 96H242V95H241ZM241 96H240V94H239V96H237V97L235 96V97H236V98H239V97H240V98H243V97H241ZM259 96H260V95H258V97H259ZM11 97H12V96H11ZM19 97H20V96H19ZM38 97H39V96H38ZM115 97H117V96H115ZM138 97H139V96H138ZM160 97H159V99H160ZM170 97H172V96L170 95ZM170 97H169V99H171ZM176 97H177V94H176ZM188 97H189V96H188ZM4 98H5V97H4ZM22 98H24V96H23ZM63 98H64V97H63ZM143 98H144V97H143ZM143 98H142V100H143ZM163 98H164V97H163ZM165 98H166V97H165ZM177 98H178V97H177ZM189 98H190V97H189ZM221 98H223V97H221ZM221 98H219V102H218V103L221 102L222 105L219 104V106H223V105L226 106V105H228V104H226L227 101H225V102L223 103V102H222L223 99H221ZM230 98H229V99H230ZM254 98H255V97H254ZM11 99H12V98H11ZM18 99H19V98H18ZM26 99H27V97H26ZM111 99H112V98H111ZM111 99H109V100H111ZM132 99H133V98L130 99V101L132 102V104L130 103L131 106L133 105V100H132ZM137 99H138V98H137ZM140 99H141V97H140ZM140 99H139V100H140ZM151 99H152V98H151ZM166 99H167V98H166ZM169 99H167V100H169ZM184 99H185V98H184ZM197 99H198V98H197ZM201 99H202V97H201ZM206 99H207V98H206ZM208 99H209V98H208ZM244 99H246V98H244ZM244 99H240V100H244ZM28 100H29V99H28ZM34 100H35V99H34ZM118 100H119V99H118ZM121 100H119V101L122 103ZM124 100H125V97H124ZM134 100H136V98H134ZM142 100H141V102H143ZM149 100H150V99H149ZM149 100H148V101H149ZM177 100H178V99H177ZM180 100H181V99H180ZM187 100H189V99H186L185 101H187ZM198 100H200V98H199ZM198 100H197V101H198ZM220 100H221V101H220ZM258 100H259V99H258ZM258 100H257V101H258ZM10 101H11V100H10ZM18 101H19V100H18ZM88 101H89V100H88ZM106 101H107V100H106ZM119 101H118V102H119ZM137 101H138V100H136V101H134V102H137ZM148 101L145 100V102H147V103H148ZM185 101H184V102H185ZM197 101H195V102L197 103ZM202 101H203V100H202ZM202 101H201V102H202ZM209 101H210V102H213V105H214V101H212V100H210V99L208 100V102H209ZM230 101H231V99H230ZM5 102H6V101H5ZM13 102H14V101H13ZM13 102H12V103H13ZM20 102H22V100H21ZM20 102H19V103H20ZM28 102H30V101H28ZM28 102H27V103H28ZM62 102H63V101H62ZM112 102H113V101H112ZM126 102H127L126 100L123 101V103H126ZM151 102H152V100H151ZM151 102H150V103H151ZM190 102H191V101H190ZM190 102H189V103H190ZM201 102L199 101V103H201ZM204 102H205V101H204ZM210 102H209V105H208V106H210V104H211ZM232 102H233V101H232ZM247 102H248V100H247ZM252 102H254V101H252ZM258 102H259V101H258ZM9 103H10V102H9ZM30 103H31V102H30ZM37 103H38V102H37ZM65 103H66V102H65ZM123 103H122V104H123ZM137 103H138V102H137ZM139 103H140V102H139ZM156 103H157V102H156ZM168 103H169V101H168ZM233 103H237V102L234 101ZM238 103H239V102H238ZM249 103H251V102H249ZM254 103H255V102H254ZM14 104H15V103H14ZM66 104H67V103H66ZM109 104H110V103H109ZM126 104H128V103H126ZM126 104H124V105H126ZM143 104H144V103H143ZM197 104H198V103H197ZM201 104H203V103H201ZM229 104H230V102H229ZM239 104H240V103H239ZM257 104H258V103H256L255 106H256ZM259 104H260V103H259ZM15 105H16V104H15ZM33 105H34V104H33ZM89 105H90V104H89ZM95 105H97V104H95ZM135 105H137V104L135 103L134 106H135ZM139 105H140V104H139ZM139 105H138V106H139ZM145 105H146V104H145ZM147 105H149V103H148ZM182 105H183V104H182ZM203 105H205V103H204ZM213 105L211 104V106H213ZM217 105H218V104H217ZM217 105H215V107H216ZM233 105H237V104H233ZM250 105H251V104H250ZM126 106H128V105H126ZM129 106H130V105H129ZM134 106H133V107H134ZM142 106H143V105H142ZM149 106H150V105H149ZM154 106H155V105H154ZM154 106H153V107H154ZM175 106H176V105H175ZM175 106H174V107H175ZM197 106H198V105H197ZM206 106H207V104H206ZM211 106H210V107H211ZM228 106H230V105H228ZM231 106H232V105H231ZM240 106H241V105H240ZM258 106H259V105H258ZM258 106H256V107H258ZM261 106H262V109L264 110L263 105H261ZM261 106H260V107H261ZM74 107H75V106H74ZM96 107H97V106H96ZM96 107H95V108H96ZM123 107H124V106L122 105V108H123ZM133 107H132V108H133ZM136 107H137V106H136ZM136 107H135V108H136ZM151 107H152V106H151ZM153 107H152V108H153ZM159 107H160V106H159ZM210 107H209V108H210ZM213 107H214V106H213ZM217 107H218V106H217ZM217 107H216V108H217ZM226 107H227V106H226ZM238 107H239V105H238ZM249 107H252V105L249 106ZM249 107H248V108L246 107L247 109L245 108V110H247V111L250 110L251 108L249 109ZM5 108H6V106H5ZM29 108H30V107H29ZM82 108H83V107H82ZM122 108H121V109H122ZM135 108H134V109H135ZM137 108H138V107H137ZM137 108H136V110H133V111H130V109H129V111H128V110H124V109H122L121 115H122V116H125V117H128V116H131V115L134 114V116H135V115H136V116L139 115V116H142V117L144 116L143 118H145V116H146L145 114H147V111H148V110H147V109L141 110V109H143L141 106H139L138 109H137ZM140 108H141V109H140ZM147 108H148V107H147ZM193 108H195V107H193ZM200 108H201V106H200ZM203 108H204V106H203ZM209 108L207 107V109H209ZM211 108H212V107H211ZM234 108H236V107H234ZM83 109H84V108H83ZM97 109H98V108H97ZM105 109H106V108H105ZM139 109H140V110H139ZM153 109H154V108H153ZM153 109H152V110H153ZM157 109H158V108H157ZM173 109H174V108H173ZM218 109H220V108H218ZM231 109H233V108L231 107ZM242 109H243V108H242ZM242 109H241V107H240V110H242ZM4 110H5V109H4ZM109 110H110V109H109ZM131 110H132V109H131ZM145 110H146V111H145ZM149 110H150V107H149ZM180 110H181V109H180ZM188 110H189V108H188ZM193 110H194V109H193ZM195 110H196V108H195ZM195 110H194L193 112H195ZM204 110H205V109H204ZM215 110H216V109H215ZM215 110L212 108L211 114L216 113V112L218 111V110H216V111H215ZM220 110H221V109H220ZM234 110H235V109H234ZM243 110H244V109H243ZM254 110H255V112H257L256 109H254ZM37 111H38V110H37ZM158 111H159V110H158ZM201 111H202V110H201ZM201 111H200L199 113H197V111H196L194 114H195V115L197 114V115H196V116H197L196 119H198V120H199V118L202 119V120L205 119L206 122H204V121H202V120H200V121H202V123H205V126H206V123L208 122L207 119H211V118H209V116H208V118H207V116L203 114L204 112L202 111V112H203V113H202ZM213 111H214V112H213ZM235 111H236V110H235ZM235 111H234V112H235ZM94 112H95V111H94ZM110 112H112V111H110ZM180 112H181V111H180ZM193 112H192V113H193ZM212 112H213V113H212ZM218 112H220V111H218ZM248 112H249V111H248ZM250 112H251V111H250ZM263 112H264V111H263ZM263 112H262V113H263ZM81 113H82V112H81ZM152 113H153V112H152ZM152 113H150L151 116H153ZM232 113H233V112H232ZM241 113H242V111L240 112V114H241ZM253 113H254V112H253ZM262 113H261V114H262ZM38 114H39V113H38ZM86 114H87V113H86ZM115 114H116V113H115ZM153 114H155V113H153ZM159 114H160V113H159ZM200 114H202V116H204V118H201L202 116H201ZM207 114H208V113H207ZM240 114H239V117H241L244 113H242L241 115H240ZM83 115H84V114H83ZM160 115H162V114H160ZM195 115H194V116H195ZM199 115H200V116H199ZM257 115H258V114H257ZM263 115H264V114H263ZM9 116H10V115H9ZM69 116H70V115H69ZM104 116H105V115H104ZM114 116H115V115H114ZM162 116H163V115H162ZM166 116H167V115H166ZM169 116H170V115H169ZM198 116H199V118H198ZM205 116H206V117H205ZM231 116H232V115H231ZM250 116H251V115H250ZM259 116H261V115H259ZM259 116H258V117H259ZM117 117H118V116H117ZM147 117H149V121H150V115H149V114H148ZM210 117H211V116H210ZM217 117L220 118V117H222V116H216V117H215V118H216V122H217V120H218ZM243 117H244V115L241 117V119L239 118V120L246 121L247 119H246V118H243ZM256 117H257V116H256ZM256 117H254V118H256ZM118 118H119V117H118ZM133 118H134V117H133ZM137 118H138V116H137ZM143 118L139 117L140 120L143 119ZM185 118H187V117H185ZM213 118H214V114H213ZM215 118H214V120H215ZM242 118H243V119H242ZM260 118H261V117H260ZM263 118H264V117H263ZM102 119H104V118H102ZM115 119H116V118H115ZM128 119H131V117H129ZM147 119H148V118H147ZM151 119H152V118H151ZM155 119H156V118H155ZM235 119H236V118H235ZM235 119H234V120H235ZM244 119H246V120H244ZM109 120H110V119H109ZM161 120H162V122H163L164 119L161 118ZM212 120H213V119H212ZM220 120H222V119L220 118ZM220 120H218V121L220 122ZM106 121H107V120H106ZM119 121H121V119H119ZM133 121H134V120H133ZM196 121H197V120H196ZM232 121H233V120H232ZM237 121H238V120H237ZM243 121H239V123L241 122L240 124H242ZM249 121H250V120H249ZM69 122H70V121H69ZM131 122H132V120H131ZM140 122H141V121H140ZM143 122H144V121H143ZM166 122H167V121H166ZM219 122H218V123H219ZM235 122H236V120H235ZM235 122H234V123H235ZM259 122H260V121H259ZM263 122H264V121H263ZM90 123H91V124H95V123H92V122H90ZM90 123H88V124H90ZM119 123H120V122H119ZM132 123H133V122H132ZM141 123H142V122H141ZM208 123H209V122H208ZM210 123H211V122H210ZM221 123H222V122H221ZM225 123H226V122H225ZM225 123H223L222 126H225L226 124H228V122H227L226 124H225ZM75 124H76V123H75ZM134 124H135V122H134ZM244 124H245V123H244ZM249 124H250V123H249ZM85 125H87V124H85ZM146 125H147V124H146ZM148 125H149V124H148ZM202 125H203V124H202ZM238 125H239V124H238ZM242 125H243V124H242ZM95 126H97V125H94V126H92V127L89 125V126H86V127H85V128H86V132H87V133H86L87 136L90 135V137H91V134L94 133V130L98 131V130L100 129V128H98V129L96 128V129H95V128H94ZM132 126H133V125H132ZM134 126H136V125H134ZM159 126H160V125H159ZM166 126H168V125H166ZM222 126H221V127H222ZM228 126H229V124H228ZM243 126H244L243 128L246 127L248 130L251 128V127L248 128L249 126L247 127V124H245V125H243ZM76 127H77V126H76ZM78 127H79V126H78ZM97 127H99V126H97ZM119 127H120V126H119ZM121 127H122V126H121ZM229 127H231V125H230ZM174 128H175V127H174ZM235 128H236V127H235ZM70 129H71V128H70ZM75 129H76V128H75ZM90 129H93V130H92L93 133H92V131H91ZM103 129H104V128H103ZM136 129H137V126H136ZM136 129H135V130H136ZM138 129H139V128H138ZM138 129H137V130H138ZM168 129H169V128H168ZM229 129H234V128H229ZM77 130H78V129H77ZM89 130H90L91 132H90ZM100 130H102V129H100ZM104 130H106V129H104ZM140 130H141V129H140ZM145 130H146V129H145ZM154 130H155V134H156V133H157V132H156L157 130H156V129H154ZM171 130H172V128H171ZM234 130H237V129H234ZM248 130H246V131H248ZM73 131H74V130H73ZM125 131H127V129H126V130L123 129L122 132L125 133ZM158 131H159V130H158ZM165 131H166V130H165ZM214 131H215V130H214ZM217 131H219V130H217ZM1 132H2V131H1ZM3 132H5V131H3ZM59 132H60V131H59ZM134 132H135V131H134ZM237 132H238V131H237ZM88 133H89V134H88ZM147 133H148V132H147ZM5 134H6V132H5ZM101 134H102V131H101ZM103 134H104V132H103ZM112 134H114V133H112ZM141 134L143 135V133H141ZM158 134H159V133H158ZM162 134H163V133H162ZM235 134H237V133H235V131H234L233 136H235V137H234L235 139H234L232 136H230V138L232 137L231 139L235 140V142H234L233 140H232L233 142L230 141L231 143H234V145H235L236 142L238 143V140H239V139L237 140V138H236L237 135H235ZM58 135H59V134H58ZM83 135H84V134H83ZM99 135H100V134H99ZM106 135H107V134H106ZM64 136H66L65 133H64ZM113 136H114V135H113ZM118 136H119V135H118ZM124 136H125V135H124ZM126 136H128V135H126ZM140 136H141V135H140ZM156 136H157V134L155 135L154 138H156ZM175 136H176V135H175ZM9 137H10V136H9ZM57 137H58V136H57ZM61 137H62V136H61ZM84 137H85V136H84ZM104 137H105V136H104ZM107 137H108V136H107ZM142 137H143V136H142ZM161 137H162V135H160V139H161ZM173 137H174V136H173ZM240 137H241V136H240ZM0 138H1V137H0ZM7 138H8V136H7ZM10 138H12V137H10ZM65 138H66V137H65ZM92 138H93V137H92ZM114 138H115V137H114ZM114 138H113V139H114ZM13 139H14V138H13ZM13 139H9V138H8L7 140H8L9 142H11L10 140H12V141H15V142L18 143V141L13 140ZM115 139H116V138H115ZM138 139H139V138H138ZM147 139H148V138H147ZM158 139H159V136H158V137L156 138V140H155L157 143L154 142L152 145H154V144H158V145H159V142H160V145L163 146V145H164V141H163V145H162V142L160 141V139H159V142H158ZM162 139H163V138H162ZM227 139H228V138H226V140H225L226 144L224 143L225 146L223 145L225 148H226V147H227V148H228V147L231 148V149H229V150H232L233 148H234V149H235V148H237V149L240 148V146H237V144L235 145L236 147H233L234 145L231 146V145H230L231 143L229 142V139H228V143H227ZM231 139H230V140H231ZM77 140H78V139H76L75 141H77ZM99 140H100V139H99ZM102 140H103V139H102ZM123 140H124V139H123ZM141 140H142V139H141ZM141 140H140V142H141ZM149 140H150V139H149ZM149 140H145L144 137H143V141H145V142L148 141V143H146V144L152 143V142H149ZM173 140H175V139L173 138ZM204 140H205V139H204ZM236 140H237V141H236ZM0 141H1V140H0ZM79 141H80V140H79ZM128 141H129V139H128ZM153 141H154V140H153ZM171 141H172V139H171ZM223 141H224V140H223ZM255 141H256V140H255ZM258 141H259V140H258ZM3 142H4V141H3ZM3 142H2L1 144H3ZM5 142H6V141H5ZM9 142H8V143H9ZM66 142H67V141H66ZM68 142H69V141H68ZM77 142H78V141H77ZM83 142H85V144H86V150L89 151V152L87 151L88 156L94 158V154H95V153H94V149H93V148H94V145L91 144V143H88L86 140L83 141ZM86 142H87V143H86ZM89 142H90V140H89ZM103 142H104V141H103ZM124 142H125V141H124ZM175 142H176V140H175ZM177 142H178V141H177ZM177 142H176V144H178ZM6 143H7V142H6ZM11 143H12V142H11ZM49 143H50V142H49ZM69 143H70V142H69ZM79 143H80V142H78V145L80 146ZM130 143H131V142H130ZM168 143H169V141H168ZM222 143H223V142H222ZM14 144H15V143H12V144H10V145H8V146L11 147V145L13 146ZM19 144H20V142H19ZM19 144H18V146H19ZM58 144H59V143H58ZM67 144H68V143H67ZM82 144H84V143H82ZM105 144H106V143H105ZM125 144H127V143L125 142ZM169 144H171V145H170V148H171V147L173 148L174 146H178V145H174V146H172L173 144H175L174 142H173V143L171 142V143H169ZM202 144H203V143H202ZM228 144H229V146H228ZM4 145L6 146L5 143H4ZM4 145H3V146H4ZM113 145H114V144H113ZM121 145H122V144H121ZM149 145H150V146H149V149H150L152 145H151V144H149ZM165 145H166V144H165ZM200 145H201V144H200ZM217 145H218V144H217ZM220 145H221V144H220ZM226 145H227V146H226ZM252 145L254 146V144H252ZM14 146H15V145H14ZM23 146H24V145H23ZM41 146H42V145H41ZM41 146H40V149H41ZM60 146H61V147H64L63 144L61 145V143H60V145H59L58 147H60ZM83 146H84V145H83ZM83 146H81V148H82ZM101 146H103V145H101ZM123 146H126V145L123 144ZM143 146H144V144H143ZM147 146H148V145H147ZM161 146H160V148H159V146L157 147V148H159V149H157L158 151L155 150V149L152 147V148H153L152 151L155 150L154 153H155L156 151H157V153H158L159 150L162 151L164 147H161ZM230 146H231V147H230ZM43 147H44V146H43ZM58 147H57V148H58ZM97 147H98V146H97ZM97 147H96V148H97ZM106 147H107V146H106ZM111 147H112V146H111ZM117 147H118V146H117ZM127 147H129V145H128ZM144 147H145V146H144ZM232 147H233V148H232ZM255 147H256V145H255ZM255 147H253V148H255ZM54 148H56V147H54ZM64 148H65V147H64ZM72 148H73V146H72ZM83 148H84V147H83ZM83 148H82V149H83ZM123 148H124V147H123ZM152 148H151V149H152ZM175 148H176V147H175ZM175 148H173V151H174ZM192 148H193V147H192ZM197 148H198V146H197ZM249 148H250V147H249ZM256 148H258V147H256ZM256 148H255V149H256ZM12 149H13V147H12ZM25 149H26V148H25ZM104 149H105V148H104ZM108 149H109V148H108ZM110 149H111V148H110ZM131 149H132V148H131ZM146 149H148V148H146ZM168 149H169V145H168ZM168 149H167V152H166V153H168ZM199 149H200V148H199ZM250 149H251V148H250ZM250 149H249V150H250ZM0 150H1V147H0ZM2 150H4V147H2ZM2 150L0 151V154H6V152L1 153V152H3ZM57 150H58V149H57ZM65 150H66V148H65ZM70 150H71V149H70ZM86 150H84V151H86ZM96 150H97V149H96ZM100 150H102V149H100ZM133 150H135V149H133ZM138 150H139V149H138ZM141 150L143 151V149H141ZM197 150H198V149H197ZM200 150H201V149H200ZM103 151H104V150H103ZM107 151H108V150H107ZM109 151H110V150H109ZM121 151H122V150H121ZM163 151H165V150H163ZM163 151H162V152H163ZM178 151H179V150H178ZM254 151H257V150H254ZM35 152H36V151H35ZM148 152H149V151H148ZM162 152L158 153V155H159V154L162 155V154H161ZM193 152H194V151H193ZM237 152H238V150H237L236 152L233 150V154H234V153L237 154ZM257 152H258V151H257ZM68 153H69V152H68ZM89 153H90V154H89ZM96 153H97V152H96ZM105 153H106V152H104L102 155H104ZM122 153H124V152L122 151L121 154H122ZM144 153H145V151H144ZM164 153H165V152H163V154H164ZM166 153H165L164 155H166ZM169 153H170V149H169ZM203 153L205 154V152L202 151V155H203ZM207 153H209V152H207ZM219 153H220V151H219ZM226 153H227V152H226ZM258 153H259V152H258ZM106 154H110V153H106ZM129 154H130V153H129ZM129 154H128V155H129ZM147 154H148V153H146V155H147ZM150 154H152V153H150ZM155 154H156V153H155ZM172 154H174V153L171 152L170 155L168 154L169 156H165V157L169 158V160H168L167 163H168V165H170V166H171L170 161L172 160ZM194 154H195V153L191 154V155H192V158L189 157V158L187 159V157H186V160H187L186 162H185V161H182V163H183V165H184V169H186V171H185V170L181 167V170H182V171L187 172V170L189 171V170H191V169L194 168L193 165H194L195 167H197V165L201 162V160H200V162L197 160V159H198L197 157H199L198 152H197V155H198V156L196 155V157H193ZM229 154H232V152L229 153ZM236 154H235V155H236ZM255 154H256V153H255ZM63 155H64V154H63ZM72 155H73V154H72ZM74 155H75V154H74ZM116 155H117V154H116ZM126 155H127V154H126ZM128 155H127V156H128ZM153 155H154V154H153ZM156 155H157V154H156ZM160 155H159V156H160ZM184 155H187V154H184ZM213 155H214V154H213ZM218 155H219V154H218ZM226 155H227V154H226ZM69 156H70V155H69ZM100 156H101V155H100ZM114 156H115V155H114ZM134 156H135V155H134ZM181 156H182V158H183V155H181ZM203 156H206V154L203 155ZM3 157H4V156H3ZM165 157H164L163 155H162V158H161V156L159 157V158H160V162H161L160 169H162V167H163V169H165V167H166V164H165V162H164ZM213 157H214V156H213ZM233 157H234V158H233V163L231 162L232 164H230V165H232V167L234 166L233 169L236 168V169L239 170V171H244V170H246L245 168H242V167L245 166V164L242 162V159H241L238 155H237V156H233ZM254 157H255V156H254ZM258 157L260 158L261 155H260V156L258 155ZM1 158H2V157H0V159H1ZM51 158H52V157H51ZM92 158H90V159H92ZM103 158H104V157H103ZM149 158H152V156L149 157ZM157 158H158V157L156 156V159H157ZM163 158H164V159H163ZM199 158H200V157H199ZM210 158H211V157H210ZM219 158H220V155H219ZM242 158H243V157H242ZM250 158H251V157H250ZM252 158H253V155H252ZM2 159H3V158H2ZM106 159H107V158H106ZM126 159H127V158H126ZM161 159H162L163 161H162ZM183 159H184V158H183ZM202 159H203V158H202ZM220 159H221V158H220ZM220 159H218V160H220ZM261 159H262V158H261ZM87 160H88V159H87ZM93 160H94V159H93ZM102 160H103V159H102ZM154 160H155V155H154ZM184 160H185V159H184ZM204 160H205V159H204ZM222 160H223V159H222ZM222 160H221V162H223ZM228 160H229V159H228ZM0 161H1V160H0ZM3 161H4V160H3ZM12 161H13V160H12ZM91 161H92V160H91ZM99 161H101V160H99ZM103 161H104V160H103ZM166 161H167V159H166ZM6 162H8V161H6ZM50 162H51V161H50ZM89 162H90V161H89ZM116 162H117V160H116ZM155 162H156V161H155ZM178 162H179V161H178ZM197 162H199V163H197ZM219 162H220V161H219ZM219 162H218V163H219ZM221 162H220V164H221ZM227 162H228V161H227ZM229 162H230V161H229ZM229 162H228V163H229ZM8 163H9V162H8ZM12 163H13V162H12ZM81 163H82V162H81ZM81 163H80V164H81ZM87 163H88V161H87ZM124 163H125V161H124ZM126 163H127V162H126ZM133 163H134V162H133ZM136 163H137V162H136ZM138 163H139V162H138ZM152 163L154 164L153 159H152ZM182 163H181V165H182ZM184 163H185V164H184ZM228 163H227V164H228ZM258 163H259V162H258ZM263 163H264V162H263ZM61 164H62V163H61ZM103 164H104V163H103ZM201 164H203V163H201ZM222 164H223V163H222ZM253 164H254V163H253ZM259 164H261V163H259ZM4 165H5V164H4ZM10 165H11V164H10ZM12 165H13V164H12ZM58 165H59V164H58ZM77 165H78V164H77ZM88 165H89V164H88ZM118 165H119V164H118ZM179 165H180V164H179ZM230 165H229V171H232V172H233V169H230V168H232ZM72 166H74V164H73ZM90 166H91V165H90ZM108 166H109V165H108ZM115 166H116V165H115ZM124 166H125V165H124ZM131 166H132V164H131ZM135 166H136V165H135ZM154 166H155V165H153V167H154ZM185 166H186V167H185ZM202 166H204V165H202ZM221 166H222V165H221ZM223 166H224V165H223ZM223 166H222V167H223ZM259 166H260V165H259ZM263 166H264V165H263ZM11 167H12V166H11ZM62 167H63V166H62ZM62 167H61V168H62ZM87 167H89V166H87ZM87 167H86V168H87ZM128 167H129V166H128ZM138 167H139V166H138ZM142 167H143V166H142ZM176 167H177V166H176ZM224 167H225V166H224ZM227 167H228V166H227ZM238 167L242 168L243 170L240 169V168H238ZM255 167H256L257 170L259 171L260 168H258V166H256V165H255ZM44 168H45V167H44ZM71 168H72V167H71ZM79 168H80V166H79ZM82 168H83V167H82ZM84 168H85V167H84ZM91 168H92V167H91ZM102 168H103V167H102ZM117 168H118V166H117ZM117 168H116V169H117ZM125 168L127 169L126 166H125ZM130 168H131V167H130ZM156 168H158V167L156 166ZM172 168H175V167L173 166ZM198 168H199V166H198ZM68 169H69V168H68ZM73 169H74V168H73ZM87 169H88V168H87ZM93 169H94V168L89 169V171H90V170H93ZM160 169H158V171H159ZM175 169L178 170V168H175ZM70 170H71V169H70ZM70 170H69V171H70ZM74 170H75V169H74ZM133 170H135V167H134ZM171 170L174 171V169H171ZM177 170H176V171H177ZM201 170H202V169H201ZM225 170H227V169H225ZM225 170H224V171H225ZM237 170H236V171H237ZM42 171H43V170H42ZM102 171H104V170H102ZM120 171H121V170H120ZM135 171H136V170H135ZM138 171H140V170H138ZM161 171H162V170H161ZM161 171H160V172H161ZM163 171H164V170H163ZM173 171H171V174H173V173L175 172V171H174V172H173ZM182 171H181V172H182ZM227 171H228V170H227ZM227 171H225V174H224V175H226V172H227ZM246 171H247V170H246ZM246 171H245V172H246ZM263 171H264V170H263ZM55 172H56V171H55ZM74 172H75V171H74ZM86 172H87V170H86ZM91 172H92V171H91ZM118 172H119V171H118ZM172 172H173V173H172ZM177 172H180V170L177 171ZM184 172H183L182 175L185 174ZM210 172H211V171H210ZM232 172H231V173H232ZM245 172H244V173H245ZM247 172H248V171H247ZM102 173H103V172H102ZM102 173H101V174H102ZM132 173H133V171H132ZM132 173H130V174H132ZM161 173H162V172H161ZM199 173L202 174V172H199ZM227 173H229V172H227ZM236 173H237V172H236ZM85 174L87 175V173H85ZM120 174H121V172H120ZM123 174H124V173H123ZM159 174H160V173H159ZM175 174H176V172H175ZM175 174H174V175H175ZM188 174H189V173L187 172L185 175H187V178H188V177L190 178V174H189V176H188ZM229 174H230V173H229ZM241 174H242V173H241ZM246 174H248V173H246ZM71 175H72V174H71ZM95 175H96V174H95ZM162 175H163V174H162ZM168 175H169V174H168ZM174 175H173V176H174ZM178 175H179V174H178ZM191 175H192V174H191ZM224 175H223V176H224ZM227 175H228V174H227ZM230 175L232 176V174H230ZM255 175H256V174H255ZM58 176H59V175H58ZM166 176H167V175H166ZM170 176H172V175H170ZM180 176H181V173H180ZM201 176H202V175H201ZM256 176H257V175H256ZM69 177H70V176H69ZM71 177H72V176H71ZM174 177H175V176H174ZM176 177H177V176H176ZM176 177H175V178H176ZM182 177H183V176H182ZM184 177H185V176H184ZM194 177H195V176H194ZM228 177H229V179L231 178L230 176H228ZM254 177H255V176H254ZM55 178H56V177H55ZM90 178H91V177H90ZM131 178H133V177H131ZM143 178H144V177H143ZM159 178H160V177H159ZM224 178H225V177H224ZM233 178H234V177H233ZM56 179H57V178H56ZM58 179H59V178H58ZM69 179H70V178H69ZM78 179H79V178H77V180H78ZM81 179H82V178H81ZM164 179H165V177H164ZM195 179H196V177H195ZM226 179H227V178H226ZM33 180H34V179H33ZM64 180H65V179H64ZM106 180H107V179H106ZM129 180H130V179H129ZM129 180H128V181H129ZM133 180H134V179H133ZM143 180H144V179H143ZM155 180H156V179H155ZM170 180H172V179H170ZM190 180L194 182L193 178H190L189 181H190ZM208 180H209V179H208ZM248 180H249V179H248ZM255 180H258V181H259V179H257V178H256ZM255 180H254V181H255ZM104 181H105V180H104ZM131 181H132V180H131ZM147 181H148V180H147ZM219 181H220V180H219ZM139 182H140V181H139ZM142 182L144 183V181H142ZM24 183H25V182H24ZM34 183H35V182H34ZM34 183H33V184H34ZM46 183H47V182H46ZM56 183H57V182H56ZM132 183H133V182H132ZM143 183H142V184H143ZM149 183H150V182H149ZM221 183H224V182L221 180ZM257 183H259V184H258V187H260V186L262 187V184L260 183V181L257 182ZM257 183H256V181H255V185H256ZM94 184H95V183H94ZM139 184H140V183H139ZM142 184H140V185L142 186ZM146 184H147V182H146ZM174 184H175V183H174ZM74 185H75V184H74ZM132 185H133V184H132ZM140 185H139V186H140ZM144 185H145V184H144ZM224 185H225V184H224ZM30 186H31V185H30ZM75 186H76V185H75ZM92 186H94V185H92ZM92 186H91V187H92ZM134 186H135V185H134ZM146 186H147V185H146ZM146 186H145V187H146ZM231 186H232V185H231ZM52 187H53V186H52ZM77 187H78V186H77ZM81 187H82V186H81ZM137 187H138V186H137ZM227 187H229V186H227ZM140 188H141V187H140ZM233 188H234V185H233ZM233 188H232V189H233ZM26 189H27V188H26ZM259 189H260V188H259ZM260 191H261V190H260ZM233 192H234V191H233ZM238 192H240V191H238ZM261 192H262V191H261ZM174 193H175V192H174ZM243 193H244V192H243ZM262 193H263V192H262ZM236 194H237V193H236ZM260 194H261V193H260ZM240 195H241V194H240ZM236 196L238 197V195H236ZM261 196H262V195H261ZM171 197H172V199L175 198L174 196H171ZM244 197H245V196H244ZM257 197H258V196H257ZM152 198H153V197H152ZM219 198H220V197H219ZM232 198H233V197L231 196V199H232ZM263 198H264V197H263ZM226 199H227V198H226ZM233 199H234V198H233ZM261 199H262V198H261ZM153 200H154V199H153ZM160 200H161V199H160ZM214 200H215V199H214ZM229 200H230V199H229ZM234 200H235V199H234ZM263 200H264V199H263ZM164 201H165V200H164ZM235 201H236V200H235ZM91 202H92V201H91ZM243 202H245V201H243ZM95 203H96V202H95ZM95 203H94V204H95ZM170 204H171V203H170ZM219 204H220V202H219ZM227 204H228V202H227ZM165 205H167V204H165ZM168 205H169V204H168ZM229 205H230V204H229ZM230 206H231V205H230ZM167 207H168V206H167ZM169 207H170V206H169ZM220 207H222V206H220ZM231 207H232V206H231ZM172 208H173V207H172ZM172 208H171V209H172ZM160 209H161V208H160ZM234 209H235V210H234L235 213H232V214H231V217L236 218L235 221H238V222H239L238 224H240V217H242L243 215H241L240 213H237V207H236V206H234ZM252 209H253V208H252ZM263 209H264V208H263ZM225 210H226V209H225ZM260 210H261V209H260ZM170 211H171V210H170ZM248 211H249V210H248ZM167 212H168V211H167ZM227 212H228V209H227ZM155 213H156V212H155ZM228 213H231V212H228ZM233 214H236V217H234ZM246 214H247V213H246ZM246 214H245V215H246ZM168 216H169V214H168ZM109 217H110V216H109ZM169 217H170V216H169ZM252 217H253V216H252ZM110 218H111V217H110ZM170 218H171V217H170ZM224 218H225V217H224ZM237 218H238V219H237ZM174 220H175V219H174ZM235 221H234V222H235ZM166 224H167V222H166ZM168 226L171 227L169 224H168ZM168 226H167V227H168ZM241 226H242V224H241ZM244 227H245V226H244ZM172 228H173V226H172ZM177 228H179V227L177 226ZM65 229H66V228H65ZM165 229H166V228H165ZM173 230H174V229H173ZM173 230H172V229H171V231H170V230H167V229L164 230L166 233H163V235L165 234V235H166V238L168 237L169 241H170V238H169V237H171V240H172V239L174 240V238H173L174 236L172 237V235H174V234H171V233H170V232H174ZM241 230H242V229H241ZM245 230H248V231L250 230V231H251V229H249L248 227H247V229H245ZM147 231H148V230H147ZM175 231H176V230H175ZM250 231H249V232H250ZM244 232H245V231H244ZM139 234H140V233H139ZM247 234H248V232H247ZM250 234H251V233H250ZM250 234H249V237H250V239H251V238L254 237V236H252V235H250ZM251 236H252V237H251ZM234 238L236 239L237 237H234ZM178 241H179V240H178ZM238 241H239V240H238ZM166 242H167V241H166ZM170 242H171V241H170ZM176 242H177V241H176ZM188 242H190V241H188ZM128 243H129V242H128ZM144 243H145V242H144ZM178 243H179V242H178ZM237 243H238V242H237ZM243 243H244V241H243ZM190 244L192 245V243H190ZM139 245H140V244H139ZM239 245H240V244H239ZM239 245H238V246H239ZM242 245H243V244H242ZM244 245H245V243H244ZM236 246H237V245H236ZM236 246H235V247H236ZM188 247H189V246H188ZM149 248H150V247H149ZM190 248H191V247H190ZM204 248H205V247H204ZM241 249H242V248H241ZM244 249H245V248H244ZM244 249H243V250H244ZM150 250H151V248H150ZM239 250H240V249H239ZM239 250H238V251H239ZM243 250H242V251H243ZM254 250H255V249H254ZM162 251H163V250H162ZM236 251H237V250H236ZM245 251H246V250H245ZM243 252H244V251H243ZM246 252H247V251H246ZM249 253H250V252H249ZM257 254H258V253H257ZM261 255H262V254H261ZM168 256H169V255H168ZM239 256H240V255H239ZM242 256H243V255H242ZM244 256H245V254H244ZM236 257H237V256H236ZM248 257H249V256H248ZM248 257H247V258H248ZM253 257H254V256H253ZM146 258H147V257H146ZM161 258H162V257H161ZM169 258H170V257H169ZM177 258H178V257H177ZM239 258H240V257H239ZM239 258H238V259H239ZM140 259H141V258H140ZM148 260H149V259H148ZM224 260H225V259H224ZM252 260H253V259H252ZM169 261H171V260H169ZM250 261H251V259H250ZM223 262H224V261H223ZM228 262H229V261H228ZM169 263H170V262H169ZM176 263H177V262H176ZM199 263H200V262H199ZM149 264H150V263H149ZM165 264H166V263H165ZM251 264H252V262H251Z\"/></svg>","mask_w":264,"mask_h":264}]
</instances>
